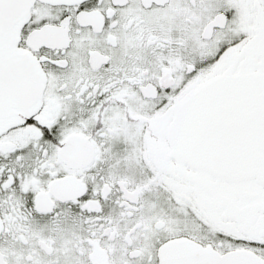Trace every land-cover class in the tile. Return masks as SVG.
<instances>
[{
	"label": "snow or ice",
	"instance_id": "snow-or-ice-1",
	"mask_svg": "<svg viewBox=\"0 0 264 264\" xmlns=\"http://www.w3.org/2000/svg\"><path fill=\"white\" fill-rule=\"evenodd\" d=\"M0 264H264V0H0Z\"/></svg>",
	"mask_w": 264,
	"mask_h": 264
}]
</instances>
